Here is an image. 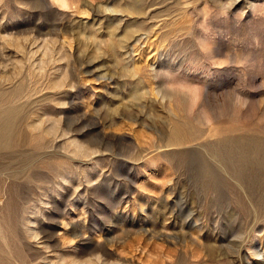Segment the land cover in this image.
Listing matches in <instances>:
<instances>
[{
  "label": "rangeland",
  "instance_id": "1",
  "mask_svg": "<svg viewBox=\"0 0 264 264\" xmlns=\"http://www.w3.org/2000/svg\"><path fill=\"white\" fill-rule=\"evenodd\" d=\"M0 111V264H264V0H0Z\"/></svg>",
  "mask_w": 264,
  "mask_h": 264
},
{
  "label": "bare ground",
  "instance_id": "2",
  "mask_svg": "<svg viewBox=\"0 0 264 264\" xmlns=\"http://www.w3.org/2000/svg\"><path fill=\"white\" fill-rule=\"evenodd\" d=\"M62 3H63V5L64 4H66L65 3V1H62ZM62 5V4H61ZM126 5H128V3L126 4ZM129 5H131V4H129ZM133 6H132V8L131 9H133L135 12H138V14L140 13L139 11H141V9H140V7H138L135 3H133L132 4ZM118 5H116V7H117ZM124 6H125V4H124ZM112 8H114L113 6H112ZM111 8V9H112ZM121 8V7H120ZM123 8H125V7H123ZM113 10H115V9H113ZM124 10V9H123ZM92 11V10H91ZM94 13H95V10H94ZM110 21V20H109ZM112 21V20H111ZM113 22V21H112ZM107 23V22H106ZM64 24V23H63ZM111 25H112V23H111ZM64 26V25H63ZM108 27L110 26V23L107 25ZM106 26V27H107ZM40 27V26H39ZM53 27H55V28H57L56 26H54L53 25ZM67 27V26H66ZM111 27V26H110ZM115 27V26H114ZM129 27V26H128ZM47 28V27H46ZM59 28H61V27H59ZM62 28H64V27H62ZM129 28H131V27H129ZM133 28V27H132ZM33 29V28H32ZM31 29V30H32ZM58 29V28H57ZM65 29V28H64ZM42 30V29H41ZM109 30V29H108ZM139 30V29H138ZM38 31H40L38 28H37V32ZM63 31V30H62ZM67 31V30H66ZM111 31V30H110ZM109 31V32H110ZM65 32V31H64ZM68 32V31H67ZM125 32H126V30H125ZM129 32H131V31H129ZM129 32H126L125 33V38L126 39H128L129 37H131V36H129ZM66 33V32H65ZM89 32H87V34H88ZM111 33V32H110ZM124 33V32H123ZM91 34V33H90ZM110 35V34H109ZM93 36V35H92ZM129 36V37H128ZM94 38V37H93ZM96 41H97V39H96ZM115 45H116V43L115 42H110L109 43V45H106V48H107V51L108 52H114L115 51ZM135 91V90H134ZM133 91V92H134ZM5 94V93H4ZM133 94V93H132ZM135 94V93H134ZM12 97H14V96H12ZM3 109V108H2ZM18 113H16V111H9V112H5V111H0V158L5 154V153H2L1 151L2 150H8V149H10L11 147H13V145H17V142L19 141H17V139H18ZM20 139V138H19ZM26 141V140H25ZM24 142V141H23ZM23 142H22V144H23ZM21 144V143H20ZM21 144V145H22ZM239 144H245V143H239ZM239 147H240V145H238ZM238 147V148H239ZM253 149H254V147H253ZM245 146L243 145L242 147H240V151L239 152H241V154H243L244 155V152H245ZM9 152V151H8ZM18 152V151H17ZM240 154V155H241ZM18 155V154H17ZM16 155V156H17ZM8 157V156H7ZM14 157V156H13ZM6 158V157H5ZM3 159V158H2ZM8 159V158H7ZM25 159V158H24ZM2 165V164H1ZM6 164H4V166H5ZM3 166V165H2Z\"/></svg>",
  "mask_w": 264,
  "mask_h": 264
}]
</instances>
